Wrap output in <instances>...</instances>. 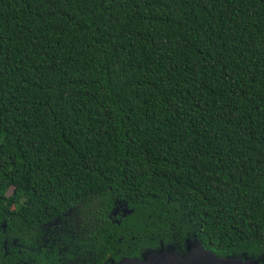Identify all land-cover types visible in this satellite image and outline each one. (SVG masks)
<instances>
[{
    "label": "trees",
    "instance_id": "trees-1",
    "mask_svg": "<svg viewBox=\"0 0 264 264\" xmlns=\"http://www.w3.org/2000/svg\"><path fill=\"white\" fill-rule=\"evenodd\" d=\"M195 242L264 264V0H0V264Z\"/></svg>",
    "mask_w": 264,
    "mask_h": 264
},
{
    "label": "water",
    "instance_id": "water-1",
    "mask_svg": "<svg viewBox=\"0 0 264 264\" xmlns=\"http://www.w3.org/2000/svg\"><path fill=\"white\" fill-rule=\"evenodd\" d=\"M116 264V263H115ZM119 264H246L232 259H219L211 252L205 251L199 244L192 243L184 257L179 258L164 251L149 253L143 261L124 259Z\"/></svg>",
    "mask_w": 264,
    "mask_h": 264
},
{
    "label": "rangeland",
    "instance_id": "rangeland-1",
    "mask_svg": "<svg viewBox=\"0 0 264 264\" xmlns=\"http://www.w3.org/2000/svg\"><path fill=\"white\" fill-rule=\"evenodd\" d=\"M66 220L67 222L64 224L65 226L68 225L69 228L77 230L79 223H80V219L76 216V213L74 211L68 213L66 215ZM105 264H114V262L111 259H107Z\"/></svg>",
    "mask_w": 264,
    "mask_h": 264
},
{
    "label": "flooded vegetation",
    "instance_id": "flooded-vegetation-1",
    "mask_svg": "<svg viewBox=\"0 0 264 264\" xmlns=\"http://www.w3.org/2000/svg\"><path fill=\"white\" fill-rule=\"evenodd\" d=\"M109 259H111V258H109ZM111 260H112V259H111ZM112 261H113V260H112ZM113 262H114V261H113ZM105 263H106V261H105ZM105 263H104V264H105ZM114 264H115V262H114Z\"/></svg>",
    "mask_w": 264,
    "mask_h": 264
}]
</instances>
